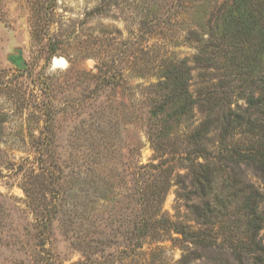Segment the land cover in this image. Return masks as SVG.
<instances>
[{
  "label": "rangeland",
  "instance_id": "374dc122",
  "mask_svg": "<svg viewBox=\"0 0 264 264\" xmlns=\"http://www.w3.org/2000/svg\"><path fill=\"white\" fill-rule=\"evenodd\" d=\"M176 1L0 0V264H264V169L229 164L243 183L197 222L208 198L177 167L187 133L210 120L218 140L215 116L245 100L221 59L194 61L186 38L194 8L219 0L179 13ZM173 56L187 59L194 97L218 107L196 104L191 122L155 118L156 152L150 110ZM244 184L263 197L254 239L237 210ZM178 224L201 228L198 242Z\"/></svg>",
  "mask_w": 264,
  "mask_h": 264
},
{
  "label": "trees",
  "instance_id": "16d2710c",
  "mask_svg": "<svg viewBox=\"0 0 264 264\" xmlns=\"http://www.w3.org/2000/svg\"><path fill=\"white\" fill-rule=\"evenodd\" d=\"M190 1L192 0H177V13L186 10L183 5ZM182 14H189V11ZM191 14L197 19L196 22H200L196 24L197 29L190 28L187 31L189 37L186 36L195 48L194 61L206 62L205 65L209 66L213 64L211 62L215 57L221 59L218 67L229 69L226 76H230L232 82L235 81L238 94L245 100L244 109L232 110L228 107L215 116V122L219 123L218 140L208 137L211 122L206 120L187 133L186 147L176 159L179 163L177 167L184 169V177L194 189L191 193L199 192L208 198L201 209L196 208L199 222L205 220V217L217 218L220 215L217 211H221L222 207L223 210L226 209L227 203L234 198L231 192L225 193V187L231 189L235 184L243 183L237 179V172H227L229 164L244 163L264 169V0H219L212 5L200 4ZM171 59L173 64L165 67L164 79L159 83V100L152 104L150 110L148 131L156 152L159 150V129H156L153 122L155 118L164 115L169 119L174 117L179 120L183 117L185 121L191 122L196 104L201 107L204 106L202 102L208 104L207 115L212 114L209 111L216 113L215 109L218 107L210 99L211 96L197 100L190 92L191 67L187 59L175 56ZM238 132L251 137L245 146L234 139ZM157 167L159 164H151V168ZM217 184L222 185L221 190H224L221 195L216 194ZM213 195L217 199L214 205L209 200ZM240 196L237 210L246 218V225L254 239L263 221V215L258 209L263 197L255 188L246 184L240 188ZM189 227L178 224L174 228L186 240L198 242L201 228L197 230ZM147 234L141 232L139 236L145 237Z\"/></svg>",
  "mask_w": 264,
  "mask_h": 264
},
{
  "label": "bare ground",
  "instance_id": "6f19581e",
  "mask_svg": "<svg viewBox=\"0 0 264 264\" xmlns=\"http://www.w3.org/2000/svg\"><path fill=\"white\" fill-rule=\"evenodd\" d=\"M64 62H65V60L63 58H59V57H54L53 58V64L54 65L63 64Z\"/></svg>",
  "mask_w": 264,
  "mask_h": 264
},
{
  "label": "water",
  "instance_id": "95a60500",
  "mask_svg": "<svg viewBox=\"0 0 264 264\" xmlns=\"http://www.w3.org/2000/svg\"><path fill=\"white\" fill-rule=\"evenodd\" d=\"M19 65H20V67H23V63L22 62H19Z\"/></svg>",
  "mask_w": 264,
  "mask_h": 264
}]
</instances>
